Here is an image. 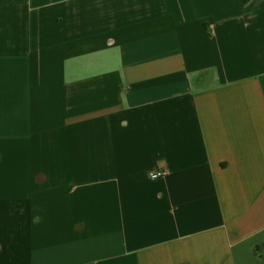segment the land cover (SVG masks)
Wrapping results in <instances>:
<instances>
[{
	"label": "crops",
	"instance_id": "obj_1",
	"mask_svg": "<svg viewBox=\"0 0 264 264\" xmlns=\"http://www.w3.org/2000/svg\"><path fill=\"white\" fill-rule=\"evenodd\" d=\"M0 264H264V0H0Z\"/></svg>",
	"mask_w": 264,
	"mask_h": 264
},
{
	"label": "built area",
	"instance_id": "obj_2",
	"mask_svg": "<svg viewBox=\"0 0 264 264\" xmlns=\"http://www.w3.org/2000/svg\"><path fill=\"white\" fill-rule=\"evenodd\" d=\"M161 175H162L161 172H157V173L150 174V177H151V178H156V177H159V176H161Z\"/></svg>",
	"mask_w": 264,
	"mask_h": 264
}]
</instances>
